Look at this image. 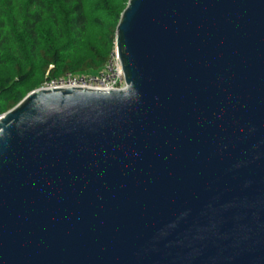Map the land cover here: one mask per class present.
<instances>
[{
  "label": "water",
  "instance_id": "obj_1",
  "mask_svg": "<svg viewBox=\"0 0 264 264\" xmlns=\"http://www.w3.org/2000/svg\"><path fill=\"white\" fill-rule=\"evenodd\" d=\"M124 88L0 118V264H264V0H129Z\"/></svg>",
  "mask_w": 264,
  "mask_h": 264
},
{
  "label": "trees",
  "instance_id": "obj_2",
  "mask_svg": "<svg viewBox=\"0 0 264 264\" xmlns=\"http://www.w3.org/2000/svg\"><path fill=\"white\" fill-rule=\"evenodd\" d=\"M129 0H0V115L66 73L96 74Z\"/></svg>",
  "mask_w": 264,
  "mask_h": 264
},
{
  "label": "built area",
  "instance_id": "obj_3",
  "mask_svg": "<svg viewBox=\"0 0 264 264\" xmlns=\"http://www.w3.org/2000/svg\"><path fill=\"white\" fill-rule=\"evenodd\" d=\"M65 86L104 92L124 88V75L116 48L114 47L110 52L105 65L96 74L66 73L59 78L47 81L42 89H61Z\"/></svg>",
  "mask_w": 264,
  "mask_h": 264
}]
</instances>
